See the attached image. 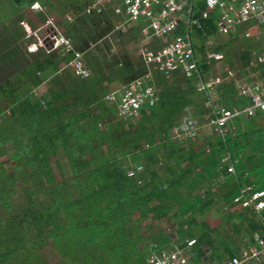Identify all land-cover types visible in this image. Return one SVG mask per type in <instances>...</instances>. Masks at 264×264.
Instances as JSON below:
<instances>
[{"label": "trees", "instance_id": "obj_1", "mask_svg": "<svg viewBox=\"0 0 264 264\" xmlns=\"http://www.w3.org/2000/svg\"><path fill=\"white\" fill-rule=\"evenodd\" d=\"M218 18L212 12L194 28L197 69L167 72L146 54L170 42L146 38L122 0H0V208L12 209L17 189L26 196L23 209L0 216V264H47L38 250L49 242L62 264H153L152 256L191 239L187 264H222L240 257V236L264 233L257 212L234 202L244 186L264 191V109L230 119L225 133L210 124L221 105L246 106L237 83L213 65L233 68L238 59L243 80L264 84V38L208 46L221 43ZM48 22V39L61 34L72 49L27 53L25 27ZM257 29L264 35V25ZM76 52L88 76L72 68ZM208 76L220 77L217 102L200 90ZM137 80L156 88L157 101L121 116L123 89ZM188 122L194 135L174 140V128ZM220 201L229 211L213 223Z\"/></svg>", "mask_w": 264, "mask_h": 264}, {"label": "built area", "instance_id": "obj_2", "mask_svg": "<svg viewBox=\"0 0 264 264\" xmlns=\"http://www.w3.org/2000/svg\"><path fill=\"white\" fill-rule=\"evenodd\" d=\"M203 2L205 10H201L199 3ZM126 13L132 22L136 23L140 20L146 21L145 32L147 38H163L170 42L165 49L154 52H148L147 58L149 62L156 64L160 70L167 72L182 69L186 73L197 69L196 52L192 42V34L194 28L200 26L201 21L208 19L212 12L219 15L218 25L220 31L230 33L236 30V27L242 24L264 25V0H123ZM31 8L33 10H41L38 3H34ZM92 8H96L93 6ZM91 10L89 9L88 12ZM119 12V10H117ZM46 25H50L48 22ZM25 30L29 36L38 37V43H32L30 50L37 48L38 45L44 46L45 42L39 38L36 31L43 30L39 28L34 32ZM182 32L178 35L174 33L177 30ZM246 36H249L247 32ZM172 38V39H170ZM212 46V41L207 42ZM47 52L50 53L59 48L65 51L72 49L71 42L61 34L48 44ZM82 54L75 53V58L71 65L76 74L88 76L89 70L85 68L80 61ZM213 58H219V54H210ZM264 62V55L260 59ZM221 83L220 78H216L202 83L200 90L209 89V94H216V87ZM261 86H245L241 93L246 96L250 103L241 109L221 108L220 115L211 119L210 124L216 126V130L223 129L228 121L234 117H242L244 115H253L258 108L264 109V97ZM109 99L113 100L114 97ZM157 101V90L154 86L145 85L144 80H137L127 85L122 92L121 101L118 105L121 116H130L139 112L143 108L153 106ZM197 129L194 122H188L177 126L173 130L174 136L192 137ZM138 167L129 169L130 176L135 174ZM141 169V168H138ZM230 173L235 171L234 166L228 168ZM242 208H252L257 212L259 220L264 226V191L257 190L253 185L241 188L240 194L235 198ZM195 244V240L187 241V248H176L172 250H164L160 255L151 257L150 262L153 264H187L186 250ZM240 257L236 256L227 259L222 264H264V233H255L252 241L248 240L246 245L240 248Z\"/></svg>", "mask_w": 264, "mask_h": 264}, {"label": "rangeland", "instance_id": "obj_3", "mask_svg": "<svg viewBox=\"0 0 264 264\" xmlns=\"http://www.w3.org/2000/svg\"><path fill=\"white\" fill-rule=\"evenodd\" d=\"M39 6L41 7L40 4H39ZM8 21L9 20H7L6 22H8ZM51 25L52 24L50 23V25L49 26H45L42 31L41 30L40 31H36L37 32V35L39 36V38H42L43 41L45 39L52 38V37H50V33L47 31L48 27H50ZM26 29H28L30 31V27L29 26H27ZM37 30H39V29H37ZM26 34H27V37L23 41L22 46L26 50L27 53H32L34 51H31L30 50V45L32 44V41L33 40H32V37L28 35L29 33L27 31H26ZM35 39L38 41V38H35ZM48 40H49V42H48V44H49L51 39H48ZM48 44H47V42H45V47L47 49H48V46H50ZM42 49L45 50V48L43 46H42ZM72 68H73V66H72ZM239 80H240V76L239 75H236V74L234 75V72H232L230 74H227V82L230 83V82L234 81V82L237 83V82H239ZM208 81H210V79ZM240 85H242V84H239L238 85V88L240 87ZM216 131L217 132H221V133H225L226 132V130H224V131L216 130ZM184 138H190V137H181V138H179V137L176 138L175 137L174 140L177 139V140L180 141V140H184ZM203 140H207V139L206 138H203ZM187 146H188V144H186V147ZM10 150H11V147H10ZM52 162H53V166H54L55 172L58 174V169H57V166L55 164V160H53ZM167 162L169 163V162H171V160H168ZM62 166H63V169L64 170H67V168H66L67 167L66 161H64V160L62 161ZM69 174L70 173L68 172V176H69ZM23 185L24 184L19 183V188L21 186H23ZM215 187L216 188H219V186H218L217 183H216ZM25 202H26V196H25V194L23 192H21L19 189H17L16 195H15L14 199L12 200V206H13L12 209L9 211V210H6L4 208H0V216H2V217H8L9 215H11V214H13V213H15V212L23 209L26 206V203ZM228 211H229V209L226 208V207L221 208V211H219V212L213 210L212 212H210V214L208 216V220H210L211 222L215 223V222H217V219H218L219 216H222V215L226 214ZM198 219L201 221L202 220V217H198ZM170 226H171L170 229H172L174 227V224L171 223ZM226 229H227L228 233H230V234L232 233L231 230H230V228H229V226ZM238 240H239L238 241L239 243L237 242L238 243L237 246L239 248H241L243 246V243H244V241L242 239V236H240V238ZM38 252H39V256H41L42 259L47 264H62V257L60 256V254L57 252L56 248L50 242L47 243L46 245H44L40 249V251L38 250Z\"/></svg>", "mask_w": 264, "mask_h": 264}, {"label": "crops", "instance_id": "obj_4", "mask_svg": "<svg viewBox=\"0 0 264 264\" xmlns=\"http://www.w3.org/2000/svg\"><path fill=\"white\" fill-rule=\"evenodd\" d=\"M118 1V0H117ZM122 3H123V0H122ZM117 10H119V9H117ZM116 10V11H117ZM120 11V10H119ZM134 24H138L141 28H142V33H144V35L146 36V38H147V36H148V34L145 32V28H146V21L145 20H140V21H138V22H136V23H134ZM257 24H251V25H249V24H242V25H239V26H237L236 27V30L235 31H232V32H230V33H224V32H221L220 30H219V35L216 37V38H220L219 39V41L221 42V43H218V41L217 40H215V41H213V40H211L212 41V46L213 47H216L217 45L219 46V45H224V44H226V42L228 41V40H231V42H232V44L233 45H237L238 43H241V42H243L244 41V39H246L247 40V38H264V35H263V33H261V31L259 30V29H257V26H256ZM259 26V25H258ZM247 32L249 33V36H246V34H247ZM207 45H208V43H207ZM216 45V46H215ZM209 46V45H208ZM236 48H234V46H228L227 47V51L228 50H235ZM212 53H214V52H210L209 53V57L210 58H212V59H215V60H217L218 61V59H220V58H222V56L223 55H220L219 56V58H213V57H211L210 56V54H212ZM232 54V53H231ZM264 55V52H263V50L262 49H260V52H259V58H258V60L260 61V62H263V61H261L260 59H261V57ZM233 58H235V55H233L232 56ZM238 60V59H237ZM236 59H234L232 62H234V64L236 65V67H231L229 64H225V66L224 65H222V64H220V63H218V64H214L213 65V72L214 73H223V72H227L228 74H230V73H232V72H234V75L236 74V75H239L240 76V74H241V72H242V70H245L246 71V69L245 68H243V66H242V64H240L238 61H237ZM242 66V67H241ZM210 76H208V77H206V82L210 79V80H213V79H216V78H220L219 76H217V77H210ZM241 77H243V76H240V80H239V82H237V85H236V87H238V85L239 84H242V85H240V87H239V90H238V93L240 94L241 93V90H242V88H244L245 86H252V87H255V86H261V87H263L262 88V90L264 89V84H262V83H260V82H258V83H256V82H254V83H252V84H250V83H247L245 80H243ZM207 78H209V79H207ZM222 80H224V81H227V79L225 80V79H222ZM261 84V85H260ZM220 92L219 91H217L216 92V94L213 96V99H214V101H219L220 100ZM240 95H242L243 96V94L241 93ZM244 97V96H243ZM245 99H246V106L250 103V101H249V99L245 96ZM246 106H244V107H246ZM217 107H220V106H217ZM220 108H222V105H221V107ZM235 108H238V109H241L240 107H238L237 105H235L234 106V109ZM233 109V110H234ZM245 117L246 116H248V115H244ZM243 116V117H244ZM224 207H226V208H228V206L227 205H225V203L223 202V201H220L219 202V205H218V207H217V209L215 210V211H221V208H224ZM220 209V210H219ZM229 209V208H228ZM225 215V214H224ZM224 215H222V216H224ZM222 216H219L218 217V219H217V221L220 219V218H222ZM228 226L226 225V227L225 228H227ZM243 239V241H246L244 238H242ZM247 243H248V240H247ZM216 264H218V263H216Z\"/></svg>", "mask_w": 264, "mask_h": 264}, {"label": "clouds", "instance_id": "obj_5", "mask_svg": "<svg viewBox=\"0 0 264 264\" xmlns=\"http://www.w3.org/2000/svg\"><path fill=\"white\" fill-rule=\"evenodd\" d=\"M35 11H36V10H35ZM45 26H47V25H45ZM45 26H44V27H45ZM43 29H44V28H43ZM41 31H42V30H41ZM34 37H36V36H34ZM37 38H38V37H37ZM32 43H38V41H34V42L32 41ZM40 47H42L41 44L38 45L37 48L33 49L32 51L36 52ZM43 47H44V46H43Z\"/></svg>", "mask_w": 264, "mask_h": 264}]
</instances>
